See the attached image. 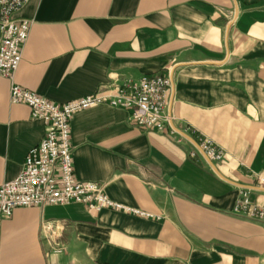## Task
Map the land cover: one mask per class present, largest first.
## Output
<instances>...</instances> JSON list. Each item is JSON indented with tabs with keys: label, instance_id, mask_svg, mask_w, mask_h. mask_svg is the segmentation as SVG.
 Here are the masks:
<instances>
[{
	"label": "crops",
	"instance_id": "1",
	"mask_svg": "<svg viewBox=\"0 0 264 264\" xmlns=\"http://www.w3.org/2000/svg\"><path fill=\"white\" fill-rule=\"evenodd\" d=\"M14 18L32 25L14 79L0 77V186L46 134L13 84L55 104L147 76L173 73V87L163 132L107 104L71 123L77 180L148 216L18 208L0 222V264H264V225L234 213L264 190L233 184L264 178V0H30ZM175 128L221 148L222 177Z\"/></svg>",
	"mask_w": 264,
	"mask_h": 264
},
{
	"label": "built area",
	"instance_id": "2",
	"mask_svg": "<svg viewBox=\"0 0 264 264\" xmlns=\"http://www.w3.org/2000/svg\"><path fill=\"white\" fill-rule=\"evenodd\" d=\"M30 0H0V77L13 80L18 71L23 50L28 41L32 23L16 20ZM170 78L147 76L123 86H111L104 93L86 96L66 104H55L38 94L13 84L10 102L24 104L31 110L33 120L42 121L46 134L38 146L28 153L21 174L13 181L0 186V222L10 218L18 208L68 206L81 204L92 211L104 209L132 212L147 217L138 210H131L111 200L102 186L77 180L74 172L71 123L76 113L95 106L109 105L130 113L133 122L140 128L163 132L169 125ZM185 133V132H184ZM199 145L207 158L215 163L223 160L221 148L208 138L200 137L197 131L186 133ZM171 135L177 131L171 129ZM191 157L204 159L193 146ZM255 187L264 190V178L257 179ZM244 191L234 213L242 218L264 225V202L253 204ZM56 254L65 249L53 245Z\"/></svg>",
	"mask_w": 264,
	"mask_h": 264
},
{
	"label": "water",
	"instance_id": "3",
	"mask_svg": "<svg viewBox=\"0 0 264 264\" xmlns=\"http://www.w3.org/2000/svg\"><path fill=\"white\" fill-rule=\"evenodd\" d=\"M236 13H238V7H236ZM171 81H172V87H173V73L171 74ZM172 101H173V95H172V98H171V106H172ZM172 127L174 128L173 124H172ZM176 131L181 136H183L185 139H187L189 142H191L201 152V154L205 158L206 162L210 165V167L214 170V172L216 174H218L219 176H221L219 171H218V169H217V167H216V165L207 158L206 154L200 149L199 145L192 138H190L188 135H186L185 133H183V132H181L180 130H177V129H176ZM233 184L237 185L238 187H240L242 189L263 190V189L256 188V187L244 186V185H239V184H236V183H233Z\"/></svg>",
	"mask_w": 264,
	"mask_h": 264
}]
</instances>
